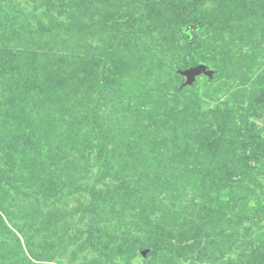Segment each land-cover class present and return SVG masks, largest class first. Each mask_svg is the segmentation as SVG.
Segmentation results:
<instances>
[{
	"label": "rangeland",
	"instance_id": "374dc122",
	"mask_svg": "<svg viewBox=\"0 0 264 264\" xmlns=\"http://www.w3.org/2000/svg\"><path fill=\"white\" fill-rule=\"evenodd\" d=\"M0 264H264V0H0Z\"/></svg>",
	"mask_w": 264,
	"mask_h": 264
},
{
	"label": "water",
	"instance_id": "95a60500",
	"mask_svg": "<svg viewBox=\"0 0 264 264\" xmlns=\"http://www.w3.org/2000/svg\"><path fill=\"white\" fill-rule=\"evenodd\" d=\"M205 68L206 66L204 64H198L193 68L185 70L183 73L188 76V81L191 82L194 76L200 73V71L204 70Z\"/></svg>",
	"mask_w": 264,
	"mask_h": 264
},
{
	"label": "trees",
	"instance_id": "16d2710c",
	"mask_svg": "<svg viewBox=\"0 0 264 264\" xmlns=\"http://www.w3.org/2000/svg\"><path fill=\"white\" fill-rule=\"evenodd\" d=\"M181 8H184V6H182Z\"/></svg>",
	"mask_w": 264,
	"mask_h": 264
}]
</instances>
